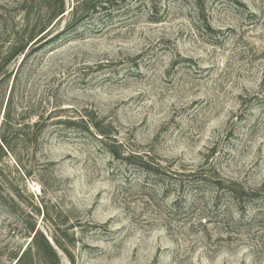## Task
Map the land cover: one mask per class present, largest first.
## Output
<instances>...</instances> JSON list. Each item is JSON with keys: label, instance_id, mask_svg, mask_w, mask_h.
Masks as SVG:
<instances>
[{"label": "rangeland", "instance_id": "1", "mask_svg": "<svg viewBox=\"0 0 264 264\" xmlns=\"http://www.w3.org/2000/svg\"><path fill=\"white\" fill-rule=\"evenodd\" d=\"M97 6L0 0V264H264V0Z\"/></svg>", "mask_w": 264, "mask_h": 264}, {"label": "trees", "instance_id": "2", "mask_svg": "<svg viewBox=\"0 0 264 264\" xmlns=\"http://www.w3.org/2000/svg\"><path fill=\"white\" fill-rule=\"evenodd\" d=\"M110 3V0H86V4H96L98 5L97 8L101 7L103 10H105V6H107ZM107 10V9H106ZM65 13L64 6H62L60 10V16H62ZM43 33V32H42ZM41 33V34H42ZM36 39L33 38L31 41L22 49L21 53L23 54L27 47ZM161 167L157 166L156 168H144V171L148 174H152L154 176H159L161 174ZM204 181V179L202 178ZM201 181V180H199ZM216 184L218 190H224L227 194H229L232 198L236 200H244L246 197H248V194L246 190L234 183V182H228V181H219ZM228 184V186H225V184ZM31 232L34 234L32 238V242L29 244L27 249L23 251L22 253H17L15 255L16 264H47L46 259L44 255L42 256L40 252L33 251V250H40L42 249L46 254L48 253L52 260H54L57 264H61V259L58 256V253L54 246L49 242V240L44 236V234L40 231H36V226H33L31 228ZM57 230L56 235L53 237L54 244L60 251H62L69 259L73 262V256L69 248V244L59 236H57ZM40 244V245H39ZM37 252V253H36ZM43 254V253H42Z\"/></svg>", "mask_w": 264, "mask_h": 264}]
</instances>
